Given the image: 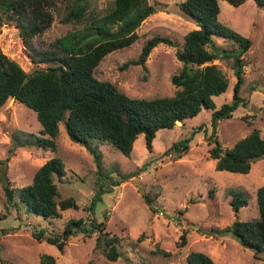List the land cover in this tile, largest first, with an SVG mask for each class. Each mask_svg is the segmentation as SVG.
<instances>
[{"label":"rangeland","instance_id":"rangeland-1","mask_svg":"<svg viewBox=\"0 0 264 264\" xmlns=\"http://www.w3.org/2000/svg\"><path fill=\"white\" fill-rule=\"evenodd\" d=\"M182 0H147L157 10L135 28L139 39L130 47L109 53L101 61L96 75L109 80L133 97L172 95L176 86L171 78L178 73L182 62L177 48L183 46L184 36L197 25L181 15L177 3ZM220 20L234 30L250 37L253 45L244 55L245 83L241 96L247 101L230 118L218 121L216 139L222 147L230 148L254 127L264 137V6L247 0L234 6L219 0ZM113 0H92V6L102 10ZM157 3V4H156ZM168 3L169 9L161 6ZM65 4L54 11L52 26L36 36L33 47L55 49L59 40L84 29L83 24L62 21ZM121 22L113 25L118 29ZM156 34L171 37L177 46L161 43L156 46L145 69L131 64L121 68L128 60L139 57L144 43ZM0 50L15 59L29 73L54 65V62H36L30 55L16 23L0 25ZM228 76L227 91L214 100L217 108L233 100L237 81L234 69L226 60L214 61ZM213 110L204 108L197 116L188 118L172 129H160L153 141V150L146 145L145 134L139 135L130 155H125L108 142L97 143L102 153L99 169L89 150L69 137L64 122L60 123L58 150L34 146L18 147L8 162L0 164V264H41L43 254L53 255L59 264H187V255L203 251L219 264H264L254 251L242 246L232 234L206 236L198 231L225 228L234 220H252L259 217L257 191L264 184V157L255 161L249 173L217 170L216 160L210 157L213 140ZM36 112L16 99L9 100L0 109V160L6 159L14 145L15 135L24 133L43 135ZM191 138L189 152L180 159L166 154L172 145ZM60 157L67 174L62 181L56 179L60 198L74 197L79 208L63 211L62 217L44 218L27 211L18 197L8 204L4 184L14 189L31 184L36 171L53 157ZM102 173V174H101ZM126 180L118 185L113 181ZM103 177V178H100ZM100 186L107 189L95 207L98 221H106L107 230L122 237V256L112 261L100 249H95L96 235L82 232L72 235L62 252L45 238L38 240L35 231L46 235L61 234L70 219H90L88 207ZM243 192L249 203L237 213L232 205L233 192ZM144 194L153 198L154 208L146 203ZM184 230L188 231V244L178 246ZM160 250L170 251L166 256Z\"/></svg>","mask_w":264,"mask_h":264},{"label":"trees","instance_id":"trees-1","mask_svg":"<svg viewBox=\"0 0 264 264\" xmlns=\"http://www.w3.org/2000/svg\"><path fill=\"white\" fill-rule=\"evenodd\" d=\"M240 6L247 0H227ZM264 6V0H254ZM65 4L62 21L83 24L84 29L72 34L67 41L59 40L55 49L33 47V39L48 30L54 20V11ZM157 4V3H156ZM168 8V3H162ZM178 12L193 21L197 28L184 36L183 46L177 48V58L182 62L178 73L171 78L176 90L172 95L133 97L109 81L101 80L96 70L109 53L130 47L138 39L135 28L126 32V27L147 9L157 10L147 0H113L107 8L98 10L92 0H0V25L16 23L20 29L30 55L36 62H54L47 68L27 72L18 61L0 50V109L12 98L33 109L42 125L43 135L24 133L15 135L14 145L0 164L11 159L18 147H37L58 150L60 123L64 122L71 140L84 145L94 156L99 169L102 168V153L97 143L108 142L125 155H130L135 141L144 133L147 148L153 150V141L160 129H172L177 121L197 116L204 108L213 110V140L210 157L216 160L217 170L247 174L255 161L264 157V137L258 127L240 138L230 148H223L216 139L220 119L230 118L241 104L247 101L241 96L245 83L244 55L253 45L250 37L234 30L220 20L219 0H182L175 5ZM121 22L118 29L113 25ZM161 43L177 46L175 40L156 34L143 45L138 58L128 60L121 68L142 65L145 69L152 50ZM216 59L226 60L237 77L233 100L220 108L214 100L229 87L227 74L216 64ZM15 100V99H14ZM191 138L175 142L166 154L173 159L182 158L189 152ZM66 166L60 157H53L35 173L31 184L19 189L18 194L9 183L4 184L8 204L18 197L27 211L44 218L62 217L63 211L79 208L74 197L60 198L56 179L66 176ZM102 174V173H101ZM103 178V177H100ZM113 181L116 186L125 181ZM3 180L0 174V181ZM100 186L86 207L91 217L70 219L61 234L46 235L43 230L35 231L38 240L46 239L63 252L68 240L78 232L95 236V249H100L109 260L122 256V237L107 230L106 221H98L95 207L106 192ZM231 205L238 213L249 203L243 192L234 191ZM146 203L155 210L153 198L144 194ZM1 200V195H0ZM257 202L259 217L252 220L236 219L225 228H212L199 232L206 236L232 234L242 246L254 251L257 259L264 254V184L258 188ZM188 231L184 230L178 241L179 247L188 244ZM166 256L170 251L160 250ZM41 264H59L51 254H43ZM187 264H219L203 251H192L187 255Z\"/></svg>","mask_w":264,"mask_h":264},{"label":"water","instance_id":"water-1","mask_svg":"<svg viewBox=\"0 0 264 264\" xmlns=\"http://www.w3.org/2000/svg\"><path fill=\"white\" fill-rule=\"evenodd\" d=\"M152 8L147 9L142 15H140L134 22H132L131 24H129L125 31L129 32L132 29L136 28L147 16L148 14L152 11ZM12 99H16V98H12ZM177 124H182V121L178 120Z\"/></svg>","mask_w":264,"mask_h":264}]
</instances>
